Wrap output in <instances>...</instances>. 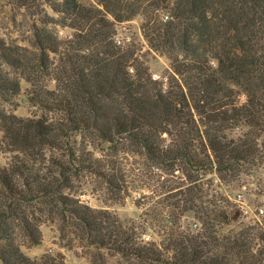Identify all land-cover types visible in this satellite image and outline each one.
<instances>
[{
	"label": "trees",
	"instance_id": "trees-1",
	"mask_svg": "<svg viewBox=\"0 0 264 264\" xmlns=\"http://www.w3.org/2000/svg\"><path fill=\"white\" fill-rule=\"evenodd\" d=\"M6 1L34 21L30 47L0 36V99L19 94L20 76L52 116L0 109V148L13 153L0 165V262L70 264L21 249L41 244L49 222L90 264H264V222L225 232L242 209L214 187L264 165V0ZM137 15L147 50L169 61L160 77L142 44L115 39ZM103 144L111 152L97 156ZM119 154L163 172L137 202L157 239L74 191L85 172L117 186ZM156 196L164 207L146 204ZM189 211L195 230L181 225Z\"/></svg>",
	"mask_w": 264,
	"mask_h": 264
},
{
	"label": "rangeland",
	"instance_id": "rangeland-1",
	"mask_svg": "<svg viewBox=\"0 0 264 264\" xmlns=\"http://www.w3.org/2000/svg\"><path fill=\"white\" fill-rule=\"evenodd\" d=\"M78 1L84 4L95 3V0ZM48 11L51 13L49 9ZM33 21L34 19L27 9L11 5L6 0H0V36L7 43L30 47ZM141 23L142 17L137 15L130 21L117 24L116 37L125 43L136 42L142 44L144 46L142 52L145 53V59L152 74L155 77H160L166 68H168L169 61L165 56L147 50L146 41L140 29ZM58 30L61 38H66L72 34L70 28L59 27ZM19 79L21 87L19 94L12 97L9 101L0 99V109L27 118L48 117L49 114L47 112L31 105L27 97L29 84L20 76ZM107 146L103 144L101 148H104V151L97 150L95 151L96 155L100 156L101 154L111 152L107 149ZM89 149L92 148L89 147ZM124 156L123 154L118 155V162L121 164L123 178L118 182L117 186L109 188L106 180L102 177L85 172L74 179L76 184L74 191H76V194L83 202L95 208L107 209L115 213L124 222L141 224L144 228L145 236L157 239V235L154 232L157 226H155V223L149 221L147 223L144 222L145 215L143 210L145 207L138 206L137 202L141 194H147L146 191L151 181L150 176L154 180H157L159 179L158 175L153 176V174H163V172L158 168H149L146 165L147 161L141 156ZM12 159L13 153L0 148V165H6ZM212 176L211 174L206 178H211ZM160 179L162 180V178ZM217 182L218 180L214 178L216 190L225 194L231 202L237 204L242 209L240 219L231 226L225 227V232L230 229L240 228L241 226L255 224L256 222H264V165L247 171L241 175L237 182L225 186H218ZM149 189L152 190L153 188L150 187ZM142 203L145 204V201H142ZM158 203L159 196H156L151 202L146 204L158 205V209L162 206L164 207L162 202ZM244 210H247V212L245 213ZM167 215L169 216V214ZM181 225L184 229L195 230L198 228L199 223L194 218L193 213L189 211L181 219ZM41 232V244H24L21 246V249L30 258L39 259L47 253L53 255L61 253L65 256L66 262L70 264H90L88 257L82 254L83 249L79 247L78 243H75L73 248H69L65 241L59 240V233L55 224L49 222L42 224ZM118 259V256L108 255L106 264H116ZM0 264L2 263L0 262Z\"/></svg>",
	"mask_w": 264,
	"mask_h": 264
},
{
	"label": "built area",
	"instance_id": "built-area-1",
	"mask_svg": "<svg viewBox=\"0 0 264 264\" xmlns=\"http://www.w3.org/2000/svg\"><path fill=\"white\" fill-rule=\"evenodd\" d=\"M115 39H116V41L118 42V43H121L122 41H120L117 37H115ZM244 212L246 213L247 212V210H244ZM263 212V211H262Z\"/></svg>",
	"mask_w": 264,
	"mask_h": 264
}]
</instances>
